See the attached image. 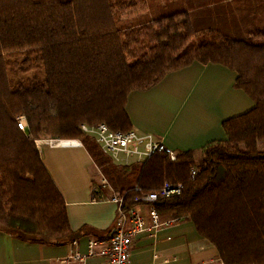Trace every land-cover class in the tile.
<instances>
[{
    "label": "trees",
    "instance_id": "obj_1",
    "mask_svg": "<svg viewBox=\"0 0 264 264\" xmlns=\"http://www.w3.org/2000/svg\"><path fill=\"white\" fill-rule=\"evenodd\" d=\"M174 1L0 0V230L41 244L77 237L36 141L79 140L124 210L181 185L153 203L160 219L192 221L225 264H264V0H189L194 9L168 13ZM195 62L234 70L255 103L223 122L225 140L121 167L81 133L130 131L129 94ZM93 185L94 200L109 198Z\"/></svg>",
    "mask_w": 264,
    "mask_h": 264
},
{
    "label": "crops",
    "instance_id": "obj_2",
    "mask_svg": "<svg viewBox=\"0 0 264 264\" xmlns=\"http://www.w3.org/2000/svg\"><path fill=\"white\" fill-rule=\"evenodd\" d=\"M236 79L234 70L220 64L195 62L172 72L151 89L129 94L126 112L131 130L157 136L176 153H199L209 143L226 139L225 120L255 107L236 87ZM61 141L42 139L36 146L78 235L56 245L25 241L0 230V264H65L73 251L85 256V264H108L102 256L88 253L91 241L108 240L114 229L118 204L110 200L113 190L105 188L109 198L94 200L93 183L103 186L104 177L82 143ZM142 209L148 227L134 241L132 264H203L220 257L192 221L159 218L160 226L154 228L148 205Z\"/></svg>",
    "mask_w": 264,
    "mask_h": 264
},
{
    "label": "built area",
    "instance_id": "obj_3",
    "mask_svg": "<svg viewBox=\"0 0 264 264\" xmlns=\"http://www.w3.org/2000/svg\"><path fill=\"white\" fill-rule=\"evenodd\" d=\"M27 127L24 118L18 119V128L22 131ZM81 133L91 137L99 145L102 152L118 166H129L133 163H143L155 155H165L173 161L176 152L168 148L164 142L153 134H143L135 130L113 131L106 124L80 126ZM80 142L79 140H72ZM196 171L192 170V177ZM103 187L108 188L106 180L103 179ZM181 185L166 183L158 193H151L139 199L137 204L129 209H123V198L114 192L110 200L118 204V217L110 238L106 241H91L88 256L99 255L107 260L108 264H132L131 253L137 236L147 230L146 218L142 206L148 203L153 227L160 226L159 216L153 206L159 198H171L180 195ZM85 256L73 251L65 264H85ZM203 264H225L220 258H214Z\"/></svg>",
    "mask_w": 264,
    "mask_h": 264
},
{
    "label": "rangeland",
    "instance_id": "obj_4",
    "mask_svg": "<svg viewBox=\"0 0 264 264\" xmlns=\"http://www.w3.org/2000/svg\"><path fill=\"white\" fill-rule=\"evenodd\" d=\"M194 6L192 1H189V0H176L174 1L173 3L169 4L167 7H168V13H171L173 11H175L176 9H178L180 12H186V11H189L191 9H194ZM151 8H152V11H154L156 9V7L154 6V2L152 1L151 2ZM149 15H150V12H149ZM20 118H24V117H20ZM25 122H26V125H27V121H26V118H24ZM86 124V123H85ZM47 141H53L52 139H47ZM65 141V140H64ZM259 148L260 150H264V142H261L259 143ZM176 156V159L175 161H177V158H178V153L175 154ZM168 157V156H167ZM201 156L199 155H195V159L196 161H200ZM172 162H175L173 161L170 157H168ZM144 163V162H143ZM136 164H142V163H133L129 166H133V165H136Z\"/></svg>",
    "mask_w": 264,
    "mask_h": 264
},
{
    "label": "water",
    "instance_id": "obj_5",
    "mask_svg": "<svg viewBox=\"0 0 264 264\" xmlns=\"http://www.w3.org/2000/svg\"><path fill=\"white\" fill-rule=\"evenodd\" d=\"M60 141H56V143H58ZM61 143H65V144H73V145H81V142H75L72 140H68V141H61Z\"/></svg>",
    "mask_w": 264,
    "mask_h": 264
}]
</instances>
